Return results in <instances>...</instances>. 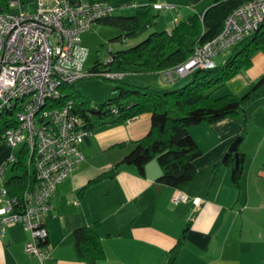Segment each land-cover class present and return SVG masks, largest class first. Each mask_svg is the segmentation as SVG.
Listing matches in <instances>:
<instances>
[{
    "label": "crops",
    "instance_id": "crops-1",
    "mask_svg": "<svg viewBox=\"0 0 264 264\" xmlns=\"http://www.w3.org/2000/svg\"><path fill=\"white\" fill-rule=\"evenodd\" d=\"M213 1L157 0L174 6L157 12H164L162 25L169 30L173 25H167V17L175 21L202 13ZM132 73L129 83L144 82L145 73ZM152 73L162 74V71ZM262 77L264 52L258 51L251 65L228 80L225 86L214 90L213 96L243 95ZM190 78L191 73L174 81L166 79L164 86L167 89L179 87ZM239 80L242 89L237 83ZM228 83L235 84L236 91L223 90ZM260 99H264V95ZM240 126V118L225 117L189 127L201 155L194 160L197 170L194 179L183 190L186 199L174 203L172 197L176 188L158 181L162 169L156 159L145 165L142 174L134 165L121 164L113 177L93 181L108 172L133 148L135 141L148 133L150 113L124 122L97 126L92 123L91 134L82 142L84 161L53 191V209L44 218L45 245L50 255L43 264H89L76 255L73 232L82 226L92 227L104 246L105 257L96 264H163L180 239L183 243L172 264H261L264 258L261 164L256 165L240 149L241 141L239 152L244 157L238 185L232 181L231 166L220 164L216 170L214 168L240 134ZM11 152L6 143H0V164ZM195 197L200 198L199 204L194 203ZM30 238L21 222L8 226L0 236V264H41L25 250Z\"/></svg>",
    "mask_w": 264,
    "mask_h": 264
},
{
    "label": "built area",
    "instance_id": "built-area-1",
    "mask_svg": "<svg viewBox=\"0 0 264 264\" xmlns=\"http://www.w3.org/2000/svg\"><path fill=\"white\" fill-rule=\"evenodd\" d=\"M36 2L35 10L27 9L22 0H7L6 7L0 3V112L15 110L16 119V126L4 135L5 143L11 149L24 145L34 177L33 184L21 194H10L5 174L17 155L11 153L0 164V236L8 226L21 222L31 236L26 252L43 264L50 255L44 218L53 209V191L84 161L82 142L91 134L74 111L73 100H63L64 87L93 76L122 81L126 72L86 68L89 50L81 41V35L95 22L114 14L117 5L89 0ZM129 6L136 4H121V8ZM153 6L157 10L174 8L159 2ZM263 25L264 0L241 4L225 19L217 36L196 45L185 62L162 71V76L174 81L196 69L216 67L217 54L237 46ZM113 111L118 110L114 107ZM185 199L184 191L176 189L172 201ZM199 202L195 197L194 203Z\"/></svg>",
    "mask_w": 264,
    "mask_h": 264
},
{
    "label": "trees",
    "instance_id": "trees-1",
    "mask_svg": "<svg viewBox=\"0 0 264 264\" xmlns=\"http://www.w3.org/2000/svg\"><path fill=\"white\" fill-rule=\"evenodd\" d=\"M72 2L81 0H70ZM106 1L121 8L123 3L131 0H89ZM120 1L121 3H118ZM249 0H214L204 12L193 13L187 18L178 19L169 29H155L139 43L110 55V61H96L93 70L107 67L110 70L125 72L152 73L171 69L185 62L193 53L195 46L203 44L217 36L223 28L225 19L234 9ZM157 0H148L146 4L136 5L130 15H110L98 22L119 27L125 37H134L157 26L158 12L153 4ZM6 7L7 0H0ZM126 8V7H123ZM232 55L222 64L211 69H196L191 73L190 81L182 86L168 89L152 88L144 85L124 82L122 80L114 90L118 94L89 109L85 101L76 102L75 93H65L62 98L72 99L74 111L85 121L86 127H92L89 112L100 118L112 117V122H124L142 114L150 113L151 127L148 133L134 142L133 148L114 164L106 173L93 181L113 177L121 164L134 165L143 173L145 165L156 159L161 166L162 174L158 181L176 189L184 190L194 179L197 170L194 160L201 155V149L189 132V127L203 122H213L225 117L247 120L246 110L252 101L250 93L243 95L225 94L213 96V91L224 85L248 68L253 55L264 52V25L253 35L239 43ZM238 45V44H237ZM264 80L260 78L258 84ZM117 108V112L113 108ZM16 126L15 110L6 109L0 112V143H5V133ZM27 153L24 145L18 149L17 161L10 167L5 181L10 194H21L34 182L33 172L27 165ZM244 154L239 153V163L235 167V157L230 154L220 164L232 167V181L238 185L242 172ZM264 175V159L261 164ZM76 255L79 260L96 264L105 257L104 246L97 232L90 226L78 227L73 232ZM183 241L178 240L168 252L163 264H172ZM264 264V258L262 263Z\"/></svg>",
    "mask_w": 264,
    "mask_h": 264
},
{
    "label": "rangeland",
    "instance_id": "rangeland-1",
    "mask_svg": "<svg viewBox=\"0 0 264 264\" xmlns=\"http://www.w3.org/2000/svg\"><path fill=\"white\" fill-rule=\"evenodd\" d=\"M26 2V8L29 10H35L37 8L36 0H22ZM124 0H121V2ZM136 3V5L146 4L148 0H131ZM118 1V3H121ZM135 7L129 6L126 8H119L114 12V15H130L134 13ZM158 18L160 22L157 26L150 27L147 31L140 33L134 37H125L124 32L117 26L105 24L103 22H95L92 27L81 35L82 43L87 46L89 52L86 60V68L90 69L94 66L96 61L101 63L106 62L110 55L118 50L126 49L131 47L143 39H145L148 33L155 29H166L164 28L163 18L165 17L164 12L158 13ZM179 16V15H178ZM181 17V16H180ZM169 20L168 26L171 27L175 24L173 19L167 17ZM183 19V17L181 18ZM237 46L229 47L214 57V60L217 65H221L222 61L227 60L233 53ZM127 76L124 79V82H128L131 77L132 72H126ZM144 82L139 83L138 85H144L152 88L163 89L166 85V78H162L161 73H145L143 76ZM259 79L253 84L249 90H246L244 93H250L252 101L247 107L246 117L247 120L243 122L241 119L240 134L236 137H241L242 142L240 144V149L248 154V158L253 160V162L262 164L264 158V139L263 135V124H264V99H260L264 95V80L258 84ZM122 81L109 80L102 76H93L88 78H82L77 80L72 85H67L64 87V92H74V100L80 102L81 100L85 101V105L89 109L96 108L98 105L105 103L109 99L114 98L118 93L117 90H114L115 87ZM240 84V89L242 81H238ZM235 84L228 83L227 87H222L223 90L236 91L233 88ZM225 86V85H224ZM164 89H167L164 88ZM238 89V88H236ZM239 91V90H237ZM216 95V94H215ZM90 119L94 125L108 124L113 123L112 117L110 118H100L97 113L89 112ZM19 147L12 149L11 153L17 155ZM225 155H223L222 161H224ZM223 164H221L222 166ZM227 166V165H226ZM9 170L6 173L7 177L9 175Z\"/></svg>",
    "mask_w": 264,
    "mask_h": 264
},
{
    "label": "water",
    "instance_id": "water-1",
    "mask_svg": "<svg viewBox=\"0 0 264 264\" xmlns=\"http://www.w3.org/2000/svg\"><path fill=\"white\" fill-rule=\"evenodd\" d=\"M242 141L241 137H235L234 140L231 142V144L228 147V150L225 154L224 159H226L230 154H233L235 157V167L238 166L239 163V144Z\"/></svg>",
    "mask_w": 264,
    "mask_h": 264
}]
</instances>
